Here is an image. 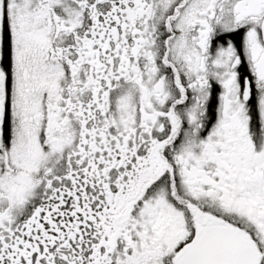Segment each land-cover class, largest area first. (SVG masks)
<instances>
[{
  "label": "snow or ice",
  "instance_id": "6c2138e0",
  "mask_svg": "<svg viewBox=\"0 0 264 264\" xmlns=\"http://www.w3.org/2000/svg\"><path fill=\"white\" fill-rule=\"evenodd\" d=\"M0 264H264V0H0Z\"/></svg>",
  "mask_w": 264,
  "mask_h": 264
}]
</instances>
